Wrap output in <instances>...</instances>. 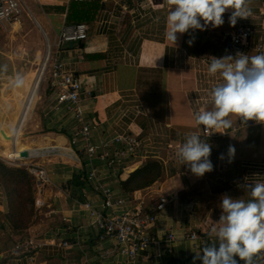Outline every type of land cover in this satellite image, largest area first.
<instances>
[{
	"label": "crops",
	"instance_id": "0c3cea01",
	"mask_svg": "<svg viewBox=\"0 0 264 264\" xmlns=\"http://www.w3.org/2000/svg\"><path fill=\"white\" fill-rule=\"evenodd\" d=\"M22 1L31 9L28 6V16L23 8L19 24L28 33L40 28L45 34L46 50L47 41L54 44L64 26L86 25V42H69L56 54L64 62V72L81 79L85 92L80 109L85 124L94 129V137L146 138L136 158L111 164L116 158L113 151L119 148L111 144L109 150L101 149L107 154L105 158L91 159L84 144H73L71 139L82 125L54 109L56 95L52 91L47 94L51 81L48 78L46 90L39 92L32 109L34 112L38 105L36 118L26 125L25 119L22 121L17 142L22 140L23 151L32 154L30 162L46 169L49 182L41 192L36 188L37 215L25 231H15L9 224L0 186L1 264H193L196 252L218 243L211 238L199 249L185 236L192 232L209 236L213 227H219V204L222 195L227 194L219 189L227 183L243 189L246 183L264 182L259 177L264 174V123L250 120L244 124L238 117H228L233 121L232 127L218 129V137H209L196 121L197 112L212 110L210 92L222 82L219 73L208 72L210 57L232 56L226 42L235 31L229 22L234 10L225 12L224 24L219 27L209 24L205 30L177 33L174 44L165 35L172 7L167 0ZM248 9L247 24L256 34L246 41L240 53L251 57L264 54V0H250ZM9 32L17 42L18 34ZM53 32L51 41L49 33ZM57 129L67 133L58 134ZM192 133L205 142L211 140L210 145L217 152L222 146L217 140H227L232 145L245 143L240 163L216 162L208 176L194 175L177 156L185 138ZM35 153L39 157H33ZM156 161L165 165L161 181L135 192L120 188L122 165H126L127 173H132L143 163ZM243 162L252 167L256 178L245 177ZM93 169L97 170L96 180L90 178ZM98 184L120 197L129 198L135 193L144 196L137 204L149 212H156L163 196L178 197L173 205L159 212L157 223L149 231L156 243L139 257H123L118 242L106 237L95 223L91 211L105 212ZM169 232L178 238L172 253L160 242ZM28 241L36 248L23 254L18 247ZM236 259L244 264L239 257Z\"/></svg>",
	"mask_w": 264,
	"mask_h": 264
},
{
	"label": "clouds",
	"instance_id": "9594fccd",
	"mask_svg": "<svg viewBox=\"0 0 264 264\" xmlns=\"http://www.w3.org/2000/svg\"><path fill=\"white\" fill-rule=\"evenodd\" d=\"M172 6L167 15L166 38L177 41V33L184 34L190 29L205 30L207 25L219 27L224 24L223 16L233 9L229 22L234 27L238 19L248 18L250 11L247 0H167ZM201 20L204 23H201ZM192 43V41H189ZM208 72L219 73L222 82L212 88L210 96L212 110L196 113V121L205 129L232 127L228 117H238L244 124L250 120L264 123V54L249 57L237 56L222 58L210 57ZM6 71V66L0 68ZM24 85L21 74L15 76L13 87ZM212 147L196 133L185 138L177 156L183 165H188L196 176L213 171L209 159ZM229 157H234L235 148L229 146ZM223 159V155L221 156ZM250 194V199L233 198L222 195L219 207L222 209L218 220L219 227L209 233L215 241L201 252H196L193 264H255L257 253L264 252V182L242 185Z\"/></svg>",
	"mask_w": 264,
	"mask_h": 264
},
{
	"label": "built area",
	"instance_id": "2783aa9c",
	"mask_svg": "<svg viewBox=\"0 0 264 264\" xmlns=\"http://www.w3.org/2000/svg\"><path fill=\"white\" fill-rule=\"evenodd\" d=\"M67 1L83 2L84 0ZM249 1L250 0H247V8ZM23 8L27 12H30L27 4H24L22 0H0V31L6 33L11 31L18 34L17 42H14L9 36L14 43L20 42L29 35L26 28H21L19 24ZM247 19L248 18L238 19L234 26V33L227 38V48L232 56L240 53L245 48L246 41L256 34V31L247 24ZM87 39L88 34L86 25L76 24L73 26H64L63 31L54 44L50 45L47 41L44 63L24 119L30 111L31 105L33 103L34 106L37 104L38 97H36L35 91L37 89L41 91L44 85L48 83L47 79L51 78L49 84L53 90V94L56 95L57 102L54 109L59 113L65 112L68 118L76 120L82 125L71 137L73 144L82 142L89 157L93 160L105 158L107 154L101 153V149L109 150L111 144L119 146V148L113 151L116 158L110 161L111 164L118 160L122 161L127 158H136L139 156L140 149L146 137L140 135H114L109 139L101 140L94 137V129L85 124L84 115L80 109L82 96L85 92L81 79L77 76L65 73L64 62L56 54L62 51L63 47L69 42H86ZM219 132L218 129L206 130L204 127V134L206 136L218 137ZM33 157H39V153H35V156L33 154ZM30 159H22L19 155L16 161L11 158L2 159V161L7 162V165L12 167L27 168L35 177V186L41 192V188L49 182V177L46 169L42 165L30 162ZM242 166L245 169V177H247V179L256 178V175L252 171V167L248 163L243 162ZM259 177L264 179V174ZM90 178L94 180L97 179L96 169H93ZM98 191L102 195L105 212H96L92 210L91 215L94 217L95 223L101 228L103 234L106 237L114 238L118 242L120 254L129 259L139 257L156 243V241L149 236L150 229L157 223L159 212H162L169 205H173L178 200V197L175 195L170 197L163 196L159 199L156 212H149L143 208L142 204H137L144 200V196L138 193H135L129 198H124L118 196L113 190L102 187L101 184H98ZM132 206H134L133 209L131 208ZM88 208L89 207H86V209ZM185 239L190 240L193 246L199 249H202L206 244L212 241L210 236L194 232L186 235ZM177 240L178 238L175 233L169 232L160 242L172 253L174 244ZM34 248H36V245L32 241H28L19 245L18 250L23 254H29ZM255 258V264L264 263V252L257 253Z\"/></svg>",
	"mask_w": 264,
	"mask_h": 264
},
{
	"label": "trees",
	"instance_id": "16d2710c",
	"mask_svg": "<svg viewBox=\"0 0 264 264\" xmlns=\"http://www.w3.org/2000/svg\"><path fill=\"white\" fill-rule=\"evenodd\" d=\"M77 24V23H76ZM71 24V25H76ZM51 89V90H50ZM53 93L51 87L47 91V94ZM58 134H66L67 131H56ZM222 144L220 149H212L209 159L213 165L217 163L221 165H230L240 163V159L243 156L245 143L241 142L237 145H232L227 140H217ZM211 143V140L206 141ZM229 146L235 148L234 157H229ZM223 154V159L220 155ZM219 154V155H215ZM220 158V159H219ZM219 160V161H217ZM165 165L161 161L153 163H143L136 171L127 173L126 165L121 166V189L125 192H135L136 190H142L161 181L165 174ZM208 176V172L205 173ZM36 179L25 167H12L7 165L4 161L0 160V186L4 193L7 203L6 218L15 231H25L33 225L35 217L37 215L36 208ZM223 184V183H222ZM225 188L219 189V192H227V195L233 198H243L246 201L249 200L250 194L244 189L237 186H231L229 183ZM256 261V260H255ZM2 261L0 262V264ZM261 264H264L263 262Z\"/></svg>",
	"mask_w": 264,
	"mask_h": 264
},
{
	"label": "water",
	"instance_id": "95a60500",
	"mask_svg": "<svg viewBox=\"0 0 264 264\" xmlns=\"http://www.w3.org/2000/svg\"><path fill=\"white\" fill-rule=\"evenodd\" d=\"M46 55V38L40 28L18 43L0 33V158L9 159L17 150V139L24 116L33 96ZM24 77L22 87H13L15 76ZM30 159L29 151L19 153ZM0 258V262L2 261Z\"/></svg>",
	"mask_w": 264,
	"mask_h": 264
},
{
	"label": "rangeland",
	"instance_id": "374dc122",
	"mask_svg": "<svg viewBox=\"0 0 264 264\" xmlns=\"http://www.w3.org/2000/svg\"><path fill=\"white\" fill-rule=\"evenodd\" d=\"M29 6V5H28ZM30 7V6H29ZM42 15H43V13L42 12H40ZM27 14H28V12H27ZM28 16H29V14H28ZM31 24H32V22L29 24V26H31ZM1 32V34L5 37V38H9V35H10V32L9 33H6V32H4V31H0ZM54 32L53 33H49V35H50V40L51 41H53V38H54ZM47 84H45V86L43 87V89H42V91L40 92V94L43 92V90H46V86ZM39 89H37L36 91H35V94H36V97H38V94H39ZM39 104V103H38ZM34 108V103L31 105V108H30V111H29V114L27 115V117L25 118V122H24V125H26V123L28 122V124H30L31 123V121H32V119H35L36 118V113H38V105H37V108H36V110L33 112L32 111V109ZM31 119V120H30ZM21 142H23L22 140H19L18 141V144L21 146V144H23V143H21ZM34 163V162H33Z\"/></svg>",
	"mask_w": 264,
	"mask_h": 264
},
{
	"label": "bare ground",
	"instance_id": "6f19581e",
	"mask_svg": "<svg viewBox=\"0 0 264 264\" xmlns=\"http://www.w3.org/2000/svg\"><path fill=\"white\" fill-rule=\"evenodd\" d=\"M30 6V5H29ZM30 9H31V7H30ZM24 150V147L23 146H20L19 144L17 145V150L14 152V154H12L11 156H10V158L11 159H13L14 161H16V159H17V157L19 156V153L21 152V151H23ZM31 156H32V154H31ZM25 160H29V159H25Z\"/></svg>",
	"mask_w": 264,
	"mask_h": 264
}]
</instances>
